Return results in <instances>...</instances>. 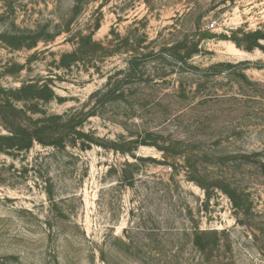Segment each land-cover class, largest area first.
Here are the masks:
<instances>
[{
    "label": "rangeland",
    "instance_id": "obj_1",
    "mask_svg": "<svg viewBox=\"0 0 264 264\" xmlns=\"http://www.w3.org/2000/svg\"><path fill=\"white\" fill-rule=\"evenodd\" d=\"M2 98L0 264H264V0H0Z\"/></svg>",
    "mask_w": 264,
    "mask_h": 264
},
{
    "label": "trees",
    "instance_id": "obj_2",
    "mask_svg": "<svg viewBox=\"0 0 264 264\" xmlns=\"http://www.w3.org/2000/svg\"><path fill=\"white\" fill-rule=\"evenodd\" d=\"M259 32H254L255 35H257ZM246 34H249V33H246ZM252 33H250V35H254ZM208 35V34H207ZM83 42H84V38H80V41L78 42V50L75 49L74 52L72 53V55H77L79 53V50L81 49V46L83 48ZM236 44L237 47H240L241 45L238 43V42H234ZM244 49L246 50H251L252 49V46H248V47H244ZM137 60L138 58H134L131 60V62H129V68H130V71L132 73H134L137 69V66H138V63H137ZM233 65L229 62H221V63H217V64H214L210 67V69L212 71H214L215 73L214 74H220V72L223 71V68H230L232 67ZM244 69L245 68H242L241 70H234L232 71L231 73L233 74H237L239 73V76L242 77V79L247 82L248 79L246 78V75L244 74ZM249 84H252L248 81ZM40 87H45L44 85H41ZM107 91V90H106ZM108 91H112V90H108ZM115 91V90H114ZM108 92V93H110ZM34 97V96H33ZM13 99H10V98H6V99H0V109H3V110H0V116H3L6 120L8 118V116H12L13 113H9L7 111V108H11V109H15L14 108V105L12 104V101ZM6 109V110H4ZM26 110H31L30 108L26 109ZM74 114H68L66 116L63 117V115H57V117H55L57 119V121L53 122L50 118V116H47L45 117H42L40 120H35V122H32L33 119L31 118H27L25 119L24 122H29L27 123V131L29 132H38V131H35L33 130V128H37V125L39 127L40 125V128H42L43 130L47 131L48 134L50 133V130H52L53 132L54 131H62L64 130L63 128H66L67 126L71 125L72 123H75V118L73 116ZM24 134V133H23ZM29 137H31V139L33 140H38L39 142H41V138L39 137H34L31 133H29ZM25 137H28V133H25L24 134ZM60 135V134H59ZM146 136L147 138H150L152 141L150 142H147L145 139L143 140H140L138 141L139 145H152L154 147H156L157 149L159 150H164V145H161L158 141V139H156V137L158 136V134L156 133H153V132H148L146 133ZM158 138V137H157ZM50 146H53V147H56V148H62L63 146V142H62V138H59L58 140V143H51V144H48ZM163 146V147H162ZM169 147V146H168ZM173 156H175L173 153H172ZM244 157H248V155H244ZM261 167H262V174L264 175V163L261 164ZM218 180V182H220L218 186H222L220 187L226 194L227 196L229 197V199L232 201V203L234 204V206L236 207H239L241 206L239 203H237V200L239 201V192L236 190V188L229 182H227L225 179L221 180V179H216ZM223 184V185H222ZM217 186V185H216ZM250 211L249 208H246L245 209V212L244 214H247L248 212ZM246 224V222H245ZM200 240L199 239H196V245H199V242Z\"/></svg>",
    "mask_w": 264,
    "mask_h": 264
}]
</instances>
